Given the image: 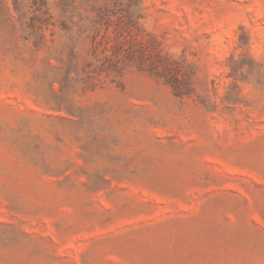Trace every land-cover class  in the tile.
<instances>
[{"label": "rangeland", "instance_id": "obj_1", "mask_svg": "<svg viewBox=\"0 0 264 264\" xmlns=\"http://www.w3.org/2000/svg\"><path fill=\"white\" fill-rule=\"evenodd\" d=\"M0 264H264V0H0Z\"/></svg>", "mask_w": 264, "mask_h": 264}]
</instances>
